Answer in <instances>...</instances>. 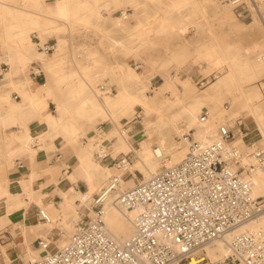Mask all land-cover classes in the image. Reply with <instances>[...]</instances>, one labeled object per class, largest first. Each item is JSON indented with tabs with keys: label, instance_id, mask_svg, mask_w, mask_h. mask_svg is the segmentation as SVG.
Instances as JSON below:
<instances>
[{
	"label": "bare ground",
	"instance_id": "6f19581e",
	"mask_svg": "<svg viewBox=\"0 0 264 264\" xmlns=\"http://www.w3.org/2000/svg\"><path fill=\"white\" fill-rule=\"evenodd\" d=\"M2 1L0 0V24L2 29L9 32L15 30L18 34L3 35L0 37V42L12 47L16 51V57L20 55L23 60L27 57L42 58V54L27 48L25 34L31 29H41L48 32L51 29H57V27L55 28L56 22H62L69 27L73 21H82L88 24L92 19L112 20L114 21V26L120 28L123 24L122 19L127 18L128 14L124 11L121 13V18L114 17L113 14L118 11L119 6L125 7L126 4H129L136 11L140 7L137 1L134 0H129L128 2L126 0H111L100 3L91 2L90 0H81L79 2L77 0H64L62 4H56L51 6L53 9H48L46 8L47 6H43L44 0H34L35 6L40 13L32 15L27 9L29 6L28 0H24L21 3L24 8L8 5ZM175 9L179 13L184 9L197 13L200 9V3L197 0H188L185 5L183 4ZM102 12H105L107 17H102ZM118 18L122 22H117ZM138 26H141L140 22ZM142 32L144 33L145 31L136 32L137 37L133 38L127 45L132 46L140 40ZM62 43L60 40L61 45ZM110 45L114 49L122 50L125 47V41L112 39ZM244 56L246 59L241 58ZM197 57L205 60L204 63L208 65L205 68L207 72H218L221 75L208 86L203 94L199 95L195 94L193 85L191 88L183 89L186 85L185 83L189 82L188 79H177L180 86L178 84L173 85L179 87L180 93L184 92L186 97L195 95L196 100L185 105L180 97L173 100L167 98L145 108L146 120L143 124V134H134L131 128H125L124 138L121 132L116 129L111 135L117 138L114 143V149L115 151L125 149V154H132V161H127L124 165L115 163L113 167L107 166V163L103 162L104 160L95 155L102 150L105 153H109L111 157L113 153L107 147L103 148L101 144L96 143V151L93 152V157L91 152L93 146L91 143L86 146L79 144V140L84 134L81 124L83 122H105L108 120L113 122L112 117L128 114L131 106L139 104L142 100L141 94L147 85V71H143L141 74L129 71L125 76V83H123L122 79L117 81V79L112 78V84H115L117 89L116 94L111 92L110 87L101 91L97 84L98 81L85 78L81 74L76 76L72 72L65 75L66 78L61 86L63 91H61L71 98L64 100L53 99L57 114H48L43 121L49 134V139L60 137L76 146V164L72 166L73 170L68 174L67 178L71 183L77 181L78 178H82L87 185V191L84 193L79 192L71 186L67 191L60 189L61 202L59 203V210L53 215L50 211L51 206L50 208H43L41 212L45 218L40 216L42 222L48 223L51 228L57 225L60 230L64 231L69 227L73 228V225L75 227L83 218L87 220V217L92 216L89 205L93 202L94 196L104 195L108 179L116 177L119 180L117 190L105 194L106 205L102 220L108 234L114 240L119 243L127 240L133 234L132 219L137 210H120L116 206L117 195L136 184V172L143 174L142 182L146 181L152 175L158 173L159 170L169 168L182 161L192 143L204 146L216 140L220 125L217 126L218 117L213 116L217 115L219 111L216 106L221 103L223 91H227L228 96L232 99L237 97L242 99L240 109L243 112L244 122L248 125L251 122L259 132L258 138H253L251 132H240L232 141L241 156V165L245 166L252 162L250 154L257 149H264V101L258 100L259 94L257 91L245 92L243 85L252 82L257 75L264 71V41L257 45L255 44L247 55L242 53L241 57L239 55L236 56L228 49L218 50V47L215 46H209L207 50L199 53ZM251 57H256L255 63L250 62L249 59ZM203 59L201 60L203 61ZM47 90L45 86L32 87L30 91L34 99H27L23 102L33 104L34 108L39 110L42 101L35 100V98L42 95L46 96ZM20 91L25 92L26 90L21 89ZM22 96L28 97L25 93ZM98 96L106 97V103L102 104ZM131 97L135 99L133 104ZM18 109L20 108L18 107ZM203 111L207 113L208 119L206 117L204 121H201L200 114ZM221 125L229 126L228 121ZM105 134L106 132H104L102 137ZM186 135L192 136V142L186 138ZM107 138H110V136H107ZM126 174L129 176L124 179ZM243 176L251 184L252 197L254 199L264 197V170L254 171L250 174L245 173ZM128 181L131 183L126 185ZM69 193L71 194L69 195ZM29 197L32 198L33 194ZM74 199L78 201L75 202ZM69 209L72 210L71 215L67 213ZM58 217H62L60 222L56 221ZM73 221H75L74 224L72 223ZM256 229H264V214L257 220L249 222L239 230L230 232L224 238L207 246L205 253L211 261L220 260L229 254L228 243L237 232L254 231ZM68 241L69 239H66L64 244H53L55 250L63 248ZM46 242L51 245L50 240H46Z\"/></svg>",
	"mask_w": 264,
	"mask_h": 264
},
{
	"label": "built area",
	"instance_id": "2783aa9c",
	"mask_svg": "<svg viewBox=\"0 0 264 264\" xmlns=\"http://www.w3.org/2000/svg\"><path fill=\"white\" fill-rule=\"evenodd\" d=\"M227 2L236 17L250 13L243 0ZM35 45L45 55L55 50L48 42ZM206 117L203 113L201 121ZM235 125L240 127L241 122ZM104 132L103 124L95 126L94 134L102 139L97 144H104ZM233 136V126L220 125L212 143H192L178 164L120 192L116 206L137 210L133 234L127 240H114L102 220L105 194L116 191L119 184L111 177L105 194L95 195L89 205L92 216L75 225L68 243L51 252L46 241H39L43 254L29 264H264V229L237 232L228 243L229 254L220 260L211 261L205 253L207 246L264 214V197L254 199L251 184L243 176L264 170V149L253 151L252 162L242 166ZM95 155L102 160L110 157L102 150ZM112 160L124 165L129 157ZM39 216L44 217L41 211Z\"/></svg>",
	"mask_w": 264,
	"mask_h": 264
},
{
	"label": "rangeland",
	"instance_id": "374dc122",
	"mask_svg": "<svg viewBox=\"0 0 264 264\" xmlns=\"http://www.w3.org/2000/svg\"><path fill=\"white\" fill-rule=\"evenodd\" d=\"M23 1L24 0H4L8 5L24 8L21 4ZM61 1L62 0H44V5L48 4L53 6ZM77 1L79 2L81 0ZM90 1L100 3L102 1L111 0ZM128 1L129 0H126V2ZM134 1H137L138 6L141 7H139L137 11L134 10L132 5L126 4L125 7L119 6L118 11L114 12V17L120 18L121 13L124 11L128 14L127 18L122 19L123 24L120 28L115 27L114 21L112 20L104 21L103 19H92L88 24L82 21H73L69 27L62 22H56L57 25L55 24V28L57 27V29H51L48 32L35 29L30 33L32 50L37 52L35 44L38 41L40 44L47 41L49 44L55 45V51L52 55L46 56L42 54L41 59L25 62V65L16 76V78L29 76L30 63L39 61L46 76L48 90L52 92L51 97L47 100L49 103V108L47 110L55 114L52 96H59L61 94V90L63 91L61 86L66 78L65 75L69 73L74 72L76 76L77 74H81L85 78L98 81L97 84L100 90L102 89L100 87L102 85L104 89L110 87L111 92L116 94V86L112 84L113 75L118 79L121 77L123 83H125L123 77H125L129 71H134L139 74L145 67L153 71L155 76L150 83H147L141 94L142 100H139V104L134 105L133 100L135 99L131 97L134 107L131 106L128 114H124L120 117H112L113 122L108 120L107 122L95 121L92 123L83 122L81 124L84 134L82 135L83 139L81 138L79 140V144L86 146L91 143L93 146L92 151H96L95 144L100 142L98 140H102L98 139L96 134H94L95 126L99 124H103L106 130V134L103 137L105 142L103 145L102 142L99 144H101L103 148H106L110 146L109 142L111 138H113L111 135L116 129L118 132H121L124 138L125 128H131L134 134H143V124L146 120L145 108L155 105L167 98L173 100L180 97L185 105L196 100L195 95L186 97L184 92L180 93L179 87L173 85L178 84L180 86L178 80H175L174 83L167 82L164 87H161L159 84L162 83V78L170 76L180 77L186 74L189 77V82L185 83L186 85L184 87L182 86L183 89L191 88L193 85L196 95L203 94L208 86L215 82L221 74L212 72L204 76L199 70L198 65H194V67L190 66L191 60H194L196 53L201 47L215 44L241 57L242 53L247 55L255 44L257 45L264 41V0H254L255 2L251 3H249V0H243L246 2L250 13L246 15L243 14L241 17L237 16V19L234 17L233 6L228 2H223V0H215V2L209 4L207 11L208 17L206 14H200L199 11L193 13L184 9L181 11L180 15L187 14L193 22L185 38L179 37L173 27L168 25L167 22H171L178 17L174 9L183 4L185 5L188 0ZM28 4L29 6L27 9L33 8L37 10L35 1L33 3V1L28 0ZM223 7L227 8L230 15L221 20L217 12ZM102 16L106 17L107 14L102 12ZM164 18L167 20H164ZM118 21L122 22L119 18L117 19V22ZM139 22L141 26H138ZM2 31V25L0 24V37L3 36ZM138 31H145V34L143 32L141 33L142 37L146 39L144 45L137 46L136 49L133 47L131 54H126L119 49L111 50L110 41L112 39L122 40L128 43L131 42L133 38L137 37L136 32ZM60 40L63 42L62 45L60 44ZM183 46L187 47V52L184 56L179 57L178 53ZM14 55L15 51L12 47H8V45L0 42V88L4 86V73L9 70V64L12 65L11 59ZM6 57L9 59L8 62L5 60ZM241 58L246 59L245 56ZM55 60H58V63L53 65ZM249 60L251 63H255L257 59L256 57H251ZM15 70V68H11L8 77H13L15 75ZM95 78H97V80H95ZM262 83H264V71L257 75L252 82L244 84L243 90L245 92L257 91L259 94L258 100L264 101V90L261 89L263 87ZM40 84L42 85L44 82L42 81ZM6 90L10 100L12 92L18 93L13 90L12 87H5V91ZM222 93L223 98L221 99V103L216 106L219 111L217 115L215 114V116H213L218 117L217 126L225 123V121H228V124L231 123V125L235 120H239L240 122L244 121L241 120V118L243 119V112H241L240 109L242 99L239 97L232 99L228 96L227 91H223ZM98 97L102 104L106 103V100L101 98L103 96ZM228 107H230V110L226 109ZM203 113L205 112L203 111L200 117ZM242 132L246 133L247 131L242 130ZM107 136H110V138H107ZM186 138H188L190 142L193 140L191 135H186ZM128 157L129 161H132V154L128 153ZM112 164H114V162ZM128 176L129 175L126 174L124 179H127ZM136 176V182L143 179V174L141 172H136ZM127 183L126 185H129L131 182L128 181ZM64 231L67 234L68 240L74 231V227H69Z\"/></svg>",
	"mask_w": 264,
	"mask_h": 264
},
{
	"label": "crops",
	"instance_id": "0c3cea01",
	"mask_svg": "<svg viewBox=\"0 0 264 264\" xmlns=\"http://www.w3.org/2000/svg\"><path fill=\"white\" fill-rule=\"evenodd\" d=\"M31 1L34 3V0ZM197 1L200 3V14H206L207 16L209 4L215 2V0ZM63 2L64 0L58 4H62ZM223 2H227V0H223ZM43 6H47L46 8L48 9H53V7L48 4L44 5L43 3ZM30 9L28 10L32 15H34V13H40L38 10L33 8ZM174 12L178 14V17L167 23L173 27L179 37L185 38L186 35H188L190 26L193 22L187 14L180 15L176 9H174ZM217 14L221 20L230 15L225 7L219 10ZM234 17L236 18L235 15ZM164 20L167 19L164 18ZM246 21L249 22L248 20ZM34 30L35 29H31L25 34L27 48L30 50H32L30 33ZM2 34L17 35L18 33L15 30L9 32L3 29ZM145 43L146 39H144V37H141L139 44L137 41L132 46H128L127 44L129 43L125 42V47L122 51L126 54H131L133 47L136 49L137 46H142ZM209 46L218 47V50L222 49L219 45L215 44L203 46L196 53L194 60H191L190 63V66L193 67L194 65H198L199 70L202 74L204 73V76L210 74L205 70L208 65L204 63L205 60L203 58L197 56L199 53L207 50ZM111 50L116 49L111 46ZM186 52L187 47L183 46L178 53V56L182 57ZM36 53L43 54L38 50ZM37 59L38 58L27 57L23 60L20 55H17L16 57L15 51V55L11 59L12 65L8 63L9 70L4 73V86L0 88V264H29V262L40 258L43 253L39 248L38 243L41 240L51 241V245H49V251L51 252L55 251L53 244H64L67 239L66 232L60 230L57 225L51 228L48 223L42 222L40 220L39 211L43 208H50L51 206L50 211L55 215V212L59 210V203L61 202V196L59 194L60 189L62 191H67L71 186L79 192L84 193L87 191V185L82 178H78L74 183H71L67 178L68 174L73 170L72 166L76 164V146L66 142L60 137L49 139V134L44 125V118L48 114H52L47 110L49 108L47 100L51 97L52 92L47 90L46 96L42 95L35 98V100L42 101V105L40 106L41 109L39 108V110H36L33 104L23 102L27 99H34L32 92L30 91L32 87L45 86L48 89L46 76L39 61L30 63L29 76L16 78L21 68L25 65V62ZM201 59H203V61ZM5 60L8 62L9 59L6 57ZM55 63L57 64L58 60L53 62V65H55ZM11 68L16 69L14 72L15 75L13 77H8ZM143 71H147V83H150L155 76V73L149 70L148 67L143 68L140 74ZM180 78L188 79L189 77L186 74L180 77H165L162 78V83L159 85L164 87L165 83H174L175 80ZM113 79L119 81L122 78L120 77L118 79L114 76ZM123 79L125 82V77ZM95 80H97V78H95ZM42 81L44 84L41 85L40 83ZM5 87H12V89L18 93L12 92L10 100L7 90L5 91ZM21 89H25L26 91H20ZM23 93L27 94L28 97H23ZM70 98L71 97H68V95L62 91L59 96H52V99L57 100ZM101 98L106 100V97L104 96ZM53 105L55 108V114L52 115H56L57 109L54 103ZM18 107L20 109H18ZM226 109L230 110V107ZM241 120L243 119L241 118ZM236 121L237 120L232 122V125L229 123L230 127L233 126V139L235 136H238L240 132L244 133L242 130H246L249 133L251 132L253 138L259 137L257 128L251 122H249L250 124L248 125L244 121H241V126L237 127L235 125ZM116 140V137L111 138L108 149L111 150L113 154L111 157L103 161L105 164L107 163L106 165L109 167L115 166L112 164V159L128 155L125 154V149L115 151L114 143ZM92 150L91 152L93 155L94 151ZM32 194L33 197L30 198L29 196ZM70 194L71 193H69V195ZM74 201L77 202L78 200L74 199ZM71 212V209L67 210L69 215L72 214ZM88 218L90 217H87V219ZM61 220L62 217H58L56 221L60 222ZM74 222L75 221L72 223L74 224Z\"/></svg>",
	"mask_w": 264,
	"mask_h": 264
}]
</instances>
